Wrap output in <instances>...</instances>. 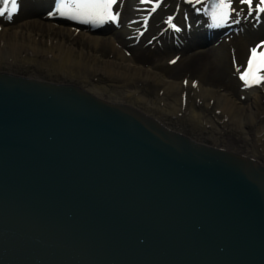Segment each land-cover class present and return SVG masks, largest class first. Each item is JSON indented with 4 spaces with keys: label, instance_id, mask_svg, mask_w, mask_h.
<instances>
[{
    "label": "water",
    "instance_id": "water-1",
    "mask_svg": "<svg viewBox=\"0 0 264 264\" xmlns=\"http://www.w3.org/2000/svg\"><path fill=\"white\" fill-rule=\"evenodd\" d=\"M0 264H264V167L0 73Z\"/></svg>",
    "mask_w": 264,
    "mask_h": 264
},
{
    "label": "bare ground",
    "instance_id": "bare-ground-1",
    "mask_svg": "<svg viewBox=\"0 0 264 264\" xmlns=\"http://www.w3.org/2000/svg\"><path fill=\"white\" fill-rule=\"evenodd\" d=\"M245 1L224 0L226 23L237 30L209 42L204 22L196 25L209 0H188L189 7L185 0H118L104 9L117 26L98 32L56 22L75 0L51 11L47 0H20L21 12L0 15V73L16 69L37 81L76 86L264 167V0ZM249 80L256 85L247 90Z\"/></svg>",
    "mask_w": 264,
    "mask_h": 264
},
{
    "label": "rangeland",
    "instance_id": "rangeland-1",
    "mask_svg": "<svg viewBox=\"0 0 264 264\" xmlns=\"http://www.w3.org/2000/svg\"><path fill=\"white\" fill-rule=\"evenodd\" d=\"M174 43H175V44L177 43L176 40H174ZM2 65H3L4 69L9 70V68L7 67V65H6L5 63H3ZM11 71H12V74H15V75H22V76H23V73H22V74H19L18 71H17L16 69H12ZM242 100H243V99H242ZM243 101L247 103V100H243Z\"/></svg>",
    "mask_w": 264,
    "mask_h": 264
}]
</instances>
